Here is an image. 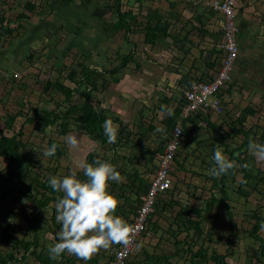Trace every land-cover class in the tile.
<instances>
[{
  "label": "rangeland",
  "instance_id": "374dc122",
  "mask_svg": "<svg viewBox=\"0 0 264 264\" xmlns=\"http://www.w3.org/2000/svg\"><path fill=\"white\" fill-rule=\"evenodd\" d=\"M25 1L28 0H5L0 4V15L4 14L10 21V28L13 27L18 30L17 26L20 22L25 24V29L18 30V33L22 34L20 38H16L19 34L14 33L12 36H4V40L0 44V129H3L6 135H12L23 127V135L20 136V138L24 143H27V147L19 148L20 151L25 153L31 148L34 151H38L41 155L38 163L34 165V170L38 171V173L33 172L32 175L42 178L44 175L54 173L56 176L63 178L72 172H76L77 177L83 180L80 176L84 174L82 166L85 164L83 159L87 153L80 155L81 152L78 153L79 146L73 149L65 143V138L70 134L75 135L77 138L83 135V133L77 130L75 122L71 121L69 123L70 132L64 137V135L59 133V129L55 127L42 130V121L34 119V121L29 122L27 119L32 116L35 117L37 112L47 107L51 108V110L54 109V111L60 114H63L68 109V102L65 100V96L60 90L52 89L46 92L44 91V86L47 79L53 78L56 80L55 78L59 76L56 73V68L60 65L61 58L57 57L56 54L59 55L63 53L64 57L62 60L64 63L77 70L81 69L79 63L85 64V57L83 58L78 50L79 46L83 45V43L74 38L78 36V31H81L82 36L85 38L84 41H89L91 44H94L95 47H98L95 49L97 54H105V52H108V54L111 55L113 54L111 49H118V47L122 45V42L125 41L121 36L122 32L115 31L112 27L115 25L113 22L117 20L113 12L115 0H93L88 7L82 6L80 0H75V3H69L63 0H31L38 5L35 10L36 14H31L28 19H20L18 15L22 11L28 12L24 9ZM122 4L126 5V9L131 8L137 14L139 12L142 13L145 8L151 9V5H154L152 0H145L142 3L139 2V0H124ZM44 6H46V9ZM42 10L46 13L45 19L52 25H48V27L43 30L44 38L41 42L43 46L45 42L48 43V47L46 49L44 48V50L45 52H51L50 57L45 54L43 49L36 51L35 44L29 45L27 43L25 44L26 46H23L21 43V39H29L31 41L37 40L38 34L35 25H45V22H40V15L37 14ZM59 22L64 23L62 29H58ZM99 23L103 24V26H99ZM108 31L114 33L112 37ZM89 34H91V38L102 36V38H105V41L99 45V41L93 42L89 40ZM108 38L113 40L110 47ZM123 45L125 44L123 43ZM38 47L39 49L41 48V46ZM69 47L70 49H68ZM27 51L28 53H34L32 61L26 58L27 54L25 52ZM55 51L54 57L53 53ZM7 52H10V55H7ZM95 60L98 61L95 66L99 67L101 66V62L104 61V57L102 56V59L96 57ZM120 61V57L117 56V60L114 63L119 64ZM104 66L106 65H102L99 68H103ZM110 66L113 65L111 64ZM10 69H18L16 71L18 73L17 77L14 76L16 73L11 72ZM4 70H8L7 72L11 73L15 80H13L12 76H9V73L6 74ZM66 72H62L63 74L59 76V79L70 84L71 87H76L77 84L65 80ZM77 87L82 88L80 86ZM94 97L96 101L99 100L97 93L93 94L92 98L94 99ZM240 99L242 98L240 97L236 102H239ZM85 100L86 99L82 97L81 94L76 92L73 95L72 103L80 104ZM108 101H110V99H108ZM246 104L247 100L241 101V105L246 106ZM229 108L232 107L229 106ZM107 109H109V107H107ZM261 109H263L262 114L264 115V108H260L259 110ZM231 110L235 112L234 114H237L241 108L236 109L234 105ZM231 110L225 109L224 114H222L225 119L229 117ZM106 113L108 117H112L116 114L114 111L111 112L110 109ZM10 116H16V120L12 123L11 127L6 125ZM229 123L228 119L222 123L221 133L226 135L230 131L228 127ZM262 123H264V119L260 124ZM249 125H254L250 130L257 132L259 138L262 127L254 123H249ZM159 128H163L160 123ZM204 130L205 127H201L196 132V138H200L196 141H192L191 135H186L185 141L191 142L190 145L187 146L189 147L188 150L187 147H183L179 149L177 153L176 165L173 171L175 175V187L172 193L166 195L164 198H160L161 201L156 205L153 221H156L155 223H157L158 226H155L153 222L151 223L148 231L145 233L148 242L141 249L136 251L132 264H165V259L157 260L154 258V255L161 257H163V255L173 256L176 251V240H185L187 243L195 241V249H198L199 246H204L209 252L215 250L219 254H227V261L229 264H264V255L260 249L262 240L251 236L256 222L253 218L255 211L261 212L263 219L260 221V225L264 224V161L257 160V158L249 152V159L247 158L248 170L251 171L254 179L249 185L243 184V175L239 171L241 167L236 168V170L239 171L236 176H231V174L228 173L227 195L224 196L220 191V185L216 184L217 179L208 174V170L215 166L212 157L216 144L212 135L206 138ZM158 133V137H161L162 133L165 132ZM211 134H213L212 131ZM85 137L89 136L85 135ZM226 137H228L227 141L230 146H234L239 141V138L234 137V135ZM52 138L57 139L61 143L62 148L65 150L63 156L58 157L55 154L53 157H44L41 154L44 152L45 148L48 147V143ZM90 142L93 143L92 138ZM194 143L195 146L191 147ZM98 144L99 143L96 142L94 146V151L97 154L104 153L107 157L112 155L111 149L104 151V147ZM219 146L224 154L232 160L229 156L227 147L221 146L220 144ZM127 148L128 147H126V149ZM243 149H245V147ZM124 153L131 154V157L137 159L138 163L143 160V155L137 150L126 151ZM150 153L151 151L147 150L146 155L148 156ZM27 157L28 155H26L25 158H21L17 164L12 167V171L6 168L9 157H0V194L3 193L1 190L2 184L9 179L12 172L16 174L12 176V181H10L13 194L11 193L8 199L0 200V249L3 251L10 249V247L3 242V238L8 235V232L3 229V225L6 221L12 223L9 232L16 235L19 239H31L32 231L30 229L32 226L40 242L37 249L34 248L33 250L36 249L35 251L39 257L35 258L30 254L25 260L16 262L15 264H43L39 258L45 253L49 254V246L57 243L55 238V231L57 228L55 226L56 224L52 222V210L45 209L41 212H32L34 210L31 198L33 195L20 184L22 181H25L27 184L32 182L27 176L24 177L27 172ZM127 163L128 167L124 168L125 172L128 171L129 168L131 171V167L133 166L131 165V161H127ZM143 164L144 171L146 169L149 171L156 169L153 167V164L149 162L146 164L144 161ZM124 166L125 164L122 167ZM136 170L140 178L143 179L139 171L142 170L140 166H138ZM130 171L128 173H130ZM124 180L125 174L121 182ZM123 188L128 189V187ZM13 196H18V198H13ZM170 199L204 209L201 213L202 219L200 218L201 231L192 229L188 234L184 227L181 224L179 225L176 220L179 206H164L163 204L164 201ZM25 200H27V203L23 202ZM118 200L121 201L120 205H124V202H126L124 199ZM52 204L55 205L54 202H52ZM224 204H228L229 206L226 208ZM208 205H211V210L209 211L207 210ZM24 211H26V215H31L30 217L32 218L33 224L28 222L24 216ZM194 218L196 217L194 216ZM56 223L58 222L56 221ZM58 231H60V229ZM257 234L261 238H264V230H261V228L257 231ZM180 248L181 252L173 256L168 264H192L190 262V253L187 244H181ZM109 254L111 255L110 252ZM148 254L151 256L148 257ZM20 255L21 254H18V256ZM45 258V256L42 257L43 260H45ZM209 264L215 263L209 262Z\"/></svg>",
  "mask_w": 264,
  "mask_h": 264
},
{
  "label": "crops",
  "instance_id": "0c3cea01",
  "mask_svg": "<svg viewBox=\"0 0 264 264\" xmlns=\"http://www.w3.org/2000/svg\"><path fill=\"white\" fill-rule=\"evenodd\" d=\"M143 1L145 0H139L141 3ZM152 1L154 5H151V9L145 8L142 13L139 12L137 14L130 8L138 15V24L133 25L134 30H132V32L124 34V31H122L121 36L125 41L122 42V45L118 47V49H111L113 51L111 55H109L108 52H105V54H97L95 49L98 47H95L94 44H91L89 41H84L85 38L82 36L81 31H78V36L74 38L83 43V45H81L82 47L79 46L78 50L82 57H85V64L79 63L80 70L72 67V70L76 71V75L74 78H69V80H67L77 84L83 76V67L97 69L98 67L95 66L98 63V61L95 60L96 57L102 59L103 56L104 61L101 62V66L106 65L103 68L109 70L112 67L110 66L111 63L113 64L116 62L117 56L121 58V56L125 54L131 53L133 55V60L127 63L120 71L112 74L113 76L107 73L104 74V78L98 82V91L96 92L99 100H101L102 106L105 108L109 107L111 112H116L113 116L119 119L112 120L114 126H118L119 130L122 128V125L127 126L124 135L125 137H129V139H125L127 140L126 143L120 142L119 146L116 148L104 147L102 143L98 142L99 146L104 147V151H107V149L112 150V155L107 157L104 153L97 154L94 151L96 140L92 139L93 143H91V138L85 137L86 134L77 138L79 141L78 153L81 152L80 155L87 153L83 159L85 164H92L96 160H101L114 165L116 170L121 173L122 177L125 174V180L123 182H110L109 188H111L112 185H114V187H128L125 191V196H128L130 200L134 199L137 193L132 192L133 190L129 184L134 181L136 185H139L141 180L136 168L140 166L142 169L140 170L142 174L141 177L148 183V173L153 171H149L148 169L144 171L143 162L145 161L146 164L149 162L157 169L158 156L163 151L165 141L168 140L171 135L168 131H164L165 133H162V136L158 137L159 133L157 132V128H159V123L162 124L164 128V126L167 125V120L169 121L177 115L175 118L176 125L180 124L183 127L184 123H186L187 126V123L192 124L193 121H191V118H196L197 122L200 121L199 125L205 127L204 131L206 133V138L212 135L216 145L220 144L221 146H226L232 160L236 159L232 158V156L236 157L239 155V159L247 165V172H249L247 158L250 152L248 150V145L250 141L258 139V133L254 132V130H250L254 125H249V123H254L262 127L259 135L264 132V123L260 124L264 119V115L262 114L263 109L259 110L260 108H264V0H240L237 6L236 22L238 27L237 40L239 44V56L233 69V81L228 83L220 96L226 109L231 110L234 105L236 109L241 108L237 114H234L235 112L231 110V114L227 117L228 122H230L228 124L229 129L230 125L233 126L236 123L235 120L242 111H247L246 109L248 107H251L252 111L249 109L250 112L247 111L243 119L245 128H242L235 134L231 133L230 129L226 135L222 133L220 138L214 137V130L208 125V120L221 127L222 123L227 121L222 114L214 113V111H209L204 115L199 112L186 114L184 113V107L188 105L185 92L195 81L211 79L220 65L222 57L220 45L222 42L223 15L220 12L214 11L211 7L213 3L221 0ZM122 2H124V0ZM123 7L125 10H130L126 9V5H123ZM31 13L33 12L29 14L31 15ZM148 17H151L153 25L152 32H150L153 38L151 42L145 41ZM41 20L40 18V21ZM9 23L10 21L6 19L5 25L7 27H9ZM21 23L22 22H20L19 25ZM62 24L63 23H61V25ZM99 26H103V24L99 23ZM12 29L14 28L12 27ZM18 30L14 29L13 34L18 33ZM18 34L17 36L20 38L22 34ZM109 34L112 37L114 33L109 32ZM90 35L91 34H89V40L93 42L99 41V45L105 41V38H102V36L91 38L92 36ZM108 42L110 47L113 40L108 38ZM21 43L23 46H26L25 40L21 39ZM123 43L125 45H123ZM25 53L28 54V51ZM7 55H10V52H7ZM4 72L6 74L9 73L5 70ZM113 77L117 80H113ZM65 84L71 87L70 84ZM240 97L242 99L236 102ZM108 99H110V101H108ZM243 100H247L246 106L241 105V101ZM236 105L241 107H237ZM229 106L232 108H229ZM38 113H40V111L37 112V114ZM247 125L248 127H246ZM21 128L17 132H19ZM221 130L222 128H220V131ZM211 131L213 134H211ZM128 134L130 136H128ZM188 135L191 134L189 133ZM231 135L239 138V141L234 146H230L227 141L228 137L226 136ZM65 136L66 135H64V137ZM192 139V141H196L200 138L193 136ZM222 141L224 143H221ZM190 142L191 141L187 142L188 144H182L181 148L187 147L190 145ZM146 143H148L147 148L151 153L148 154V156H143V160H141L140 163H138L137 159L131 157V154L124 153L126 151L136 150V148L138 149L137 151L141 153L142 145ZM113 144L115 143H112V145ZM126 147L128 148L126 149ZM244 147L245 149H243ZM188 148L189 147H187V150ZM89 149L90 151L88 152ZM233 149H235V151L231 153ZM90 152H95L99 159L91 161L89 158ZM127 161H131V165L133 166L131 167V171L129 168V170L125 172L124 168L128 167ZM124 164L125 166L122 167ZM129 171L130 173H128ZM241 173L244 176L246 172L242 169ZM173 177L174 188L175 175H173ZM172 190L168 194L172 193ZM122 199L126 200V198ZM128 202L132 204L130 201ZM124 203L126 205L127 202ZM134 207L132 208L128 205L125 212H116V214L123 217L124 220L129 221L133 218L135 212ZM147 242L145 238L144 245H146ZM67 255L75 258L76 264H85V261L78 259L76 256ZM100 255L103 256L100 257ZM97 256L100 257L99 264H112V262H110L112 256L105 250H101Z\"/></svg>",
  "mask_w": 264,
  "mask_h": 264
},
{
  "label": "trees",
  "instance_id": "16d2710c",
  "mask_svg": "<svg viewBox=\"0 0 264 264\" xmlns=\"http://www.w3.org/2000/svg\"><path fill=\"white\" fill-rule=\"evenodd\" d=\"M4 1L5 0H0V4L3 3ZM63 1H66L69 3H75V0H63ZM92 1L93 0H80V3L82 6L88 7L92 3ZM123 5L124 4H122L121 0H115L113 12L116 15L115 17H117V20L113 22V24L115 25L112 27L114 28L115 31H119V32L124 31V34H127L128 32H132V30H134V27H133L134 24H138L137 23L138 15L135 14L131 9L130 10L123 9L124 8ZM37 7L38 5L35 2L31 0L25 1L24 9L27 10L28 12L26 13L25 11L24 12L22 11L19 14L18 18L20 19L30 18L31 15L28 13L33 12L31 14H36L35 10L37 9ZM44 8L46 9V6H44ZM37 14H39L40 18L42 19V21L40 22H45V25L44 26H42V24H39L37 26L35 25L36 32L38 34L37 40L31 41L28 39L25 41H26V44L28 43L29 45L35 44L36 51H40L43 49V51L45 52L44 48L46 49L48 47V43L45 42L44 46L41 44L44 38L43 30L46 27H48V25L50 26L52 25L49 21L45 19L46 13L43 10L39 11ZM6 19L7 18L5 17L4 14L0 15V44L3 42L4 36H12L14 32V29L9 28L5 25ZM63 26H64V23L61 25V23L59 22L58 29H62ZM146 27L147 29H146L145 41L151 42L153 39L152 35L150 34V32H152V27H153L152 22H151V17L150 18L148 17ZM21 28L25 29L24 23H21L19 25L18 29H21ZM165 30L166 29L164 28V31ZM16 38H19V37L16 36ZM38 46H41V48L39 49ZM68 49H70V47ZM55 53L56 51L53 53L54 57H55ZM45 54H47L48 57L51 56V52L50 53L45 52ZM56 56L61 58L60 59L61 63L59 62L60 65H58V67L56 68V73L60 76L63 74L62 73L63 71L65 72L67 71L68 74H66L65 80H69V78H74L76 75L75 73L76 71L72 70V66H68L64 63V61L62 60V58L64 57V54L60 53L59 55L56 54ZM26 58L32 61L34 58V53H28L26 55ZM120 59L121 61L119 64L117 63L111 70L107 69L105 71L109 73L110 75L114 74L115 72L125 67L127 63L132 61L133 55L131 53L125 54V55H122ZM17 70H11V72L16 73L14 75L16 77L18 74L16 72ZM82 75L83 76L81 80L79 81V83L76 82L77 86H80L82 88H78L77 86L73 88L70 86H67L64 83V81H61L59 79V76L55 78L56 80H54L53 78L47 79L46 84L44 86V91L49 92L52 89L60 90L65 96V100L68 102V109L63 114H60L54 111V109L51 110V108H48V107L43 108L40 111V113L37 114V116L35 117L32 116L27 120H29V122L34 121V119L38 121H42L43 122L42 130H45L46 128L52 129L55 127L56 129H59V133L62 135H67V133L70 132L69 123L71 121H74L75 124L77 125V130L80 133L86 134L93 140H96L97 142L102 143L104 147L116 148L117 146H119L120 142L126 143L127 140L125 139H129V137H125L124 135L125 131L127 130L126 125H122V128L118 131L117 141L113 145L112 143H108L107 137L104 134L103 124L105 120L107 119L118 120L119 118L115 116L108 117L106 113L108 112V109L102 106V103L100 100L97 99L98 101H96L94 97L95 99L94 101V99L92 98L93 94L98 91V85H99L98 80L100 78L101 79L103 78V74L97 69H88L86 67H83ZM9 76H12L13 80H15V78L13 77V75H11V73H9ZM115 79L116 78L113 77V80ZM105 84H106V80H105ZM76 92L81 94L82 97H84L86 100L80 104H73L72 98H73L74 93ZM249 109L252 111L251 107H248L246 110L250 112ZM247 111H242L238 119L235 120L236 123L233 126L230 125L231 133L233 134L238 133L239 130H241L242 128H245L243 124V119L245 115L247 114ZM15 118L16 116H10L6 125L11 127ZM175 118H171L169 121L167 120V125L164 126L165 131H168V133H172V131L174 130V127L177 126L175 122ZM191 121H193L192 124L187 123L188 126L186 125V123L183 124V132L185 135H188L190 133L191 136L193 137L195 136V133L201 128V126L199 125L200 121L197 122L196 118H191ZM208 125L213 128L214 137L220 138L222 135L220 131L221 127L217 126L214 122L212 123L209 122V120H208ZM188 130H189V133H188ZM22 135H23L22 128L19 132L14 133L10 136L6 135L3 129H0V157H5V156L9 157V162L6 168L7 170L12 171L13 169L12 167H14L21 158H25V156L28 155V157L26 158L27 172H26V175H24V177L27 176L28 178L31 179L32 182L30 184H27L25 181H22L20 182V184L24 188L29 190L30 193L33 195L31 197L33 201V208H34V210L32 211L33 213L41 212L45 209H50L53 211L52 222L56 224L55 226L57 228V230L55 231V238L57 242H59V238H58L59 231L58 230L61 228V225L56 223L55 205H53L52 202L56 203L57 197L62 196V194L53 191V189L48 183L49 177L56 176V175L54 173H51L48 175H44V177L42 178L32 175L33 172L38 173V171L34 170V167H35L34 165L38 163L41 155L38 151H34L31 148H29L30 150H28V152H25V153H22L20 151L19 148H24L25 146L27 147V143H24L22 139H20V136ZM128 136L130 135L128 134ZM187 142L188 141L183 140L182 144H188ZM54 143L58 145L57 152H56L57 156L58 157L63 156L65 153V150L64 148H62L60 142L57 139H51L48 143V147H50ZM221 143H224V142L222 141ZM259 144H264V132L260 135ZM147 147H148V143L143 144L142 152H141V149L139 148L141 155L143 154V156H146V152L148 150ZM136 150L138 149L136 148ZM234 151L235 149H233L231 153H233ZM89 158L91 159V161L99 159L98 155L95 152H90ZM232 158H236L235 160L237 162H240V165H245V163L241 159H239V155H237L236 157L232 156ZM32 166H33V169H32ZM242 169L246 172L242 183L245 185H249L250 182L253 180L254 176L253 174L246 171V167H242ZM13 175L15 176L16 174L12 172L9 179L2 184L1 190L3 191V193L0 194V200L8 199V196L12 193L10 181H12ZM81 178L83 180L87 179L84 175H81ZM213 178L217 179L216 184L220 185V191L224 194V196H226L227 195L226 188H227L228 180H229L228 175L224 174L220 178L213 176ZM129 186L133 190L132 192H136L137 194H139L140 192L142 191L144 192L147 189L148 184L146 183L145 179L143 180L141 179L139 182V185H136V183H134L133 181L132 183L129 184ZM109 191L110 193L114 194L117 198H120V199L126 198L127 200V201L125 200L127 202L126 205L124 203V205L119 206V208L117 209L118 213L125 212L127 210L128 205H130V207L132 208L134 206H137L135 205V203L139 200V196L130 200L128 196L127 197L125 196L126 195L125 190H123V188L120 186L114 187V185H112V187L109 188ZM163 195L164 196L160 194L159 201H161L160 198H164L166 195H168V192H163ZM13 198H18V196H13ZM263 198H264V195H263ZM128 201H130L132 204H130ZM163 204L164 206H168V205L170 206L178 205L179 206V211L177 212L176 220L179 223V225L181 224L184 227L185 231H187L188 234L192 229H194L195 231H201L200 218L202 219L201 213L204 210L203 208L197 207V206L193 207L191 205L183 204V203H180V201L173 200V199L164 201ZM224 205L226 206V208L229 206L228 204H224ZM207 210L208 211L211 210V205H208ZM24 214L23 215L26 217L28 222L30 224H33L32 218L30 217L31 215L30 214L26 215V211H24ZM153 215H155L154 211L151 213V215L148 218L149 225H151V223L153 222L155 226H158V224L155 223L156 221H153V218H154ZM194 216L196 218H194ZM253 218L256 220V222H255L254 229L252 231L251 236L262 240L260 249L264 255V238H261L257 234V231L261 228L260 221L263 219L261 212L255 211L253 214ZM11 226H12V223L10 221H6L5 224L3 225V229H5V231L8 232V235L3 238V242L7 246H9L10 249H7L6 251H3L0 249V264H15L16 262L25 260L27 256L30 254H32L35 258H38L39 255L36 253L35 250L39 246L40 242H39L38 235L35 232V229H33V227L31 226V229H30L32 231L31 239H25V238L19 239L16 235H13L9 232ZM230 238H231V235H230ZM175 244H176V251L173 256H176L181 252L180 251L181 244H187L188 250L190 253V261L192 264H209V262H214L215 264H229L227 261V258H228L227 254H219L215 250H213L212 252H209L208 249L204 248V246L203 247L199 246L198 249H195V246H196L195 241H193L192 243H187L185 240H176ZM34 248L36 249L33 250ZM18 254H21V255L18 256ZM43 256L46 257L45 260L42 259ZM102 256L103 255H100V257ZM154 256H155V259L157 260L165 259L166 264H168L172 258L169 255H163V257L157 256V255H154ZM100 257L96 255L90 261H85V264H99ZM39 259L41 260L43 264H76V259L73 258L72 256L67 255L66 252L63 253L59 258H57L60 260L52 259L50 255L47 253L43 254Z\"/></svg>",
  "mask_w": 264,
  "mask_h": 264
},
{
  "label": "clouds",
  "instance_id": "9594fccd",
  "mask_svg": "<svg viewBox=\"0 0 264 264\" xmlns=\"http://www.w3.org/2000/svg\"><path fill=\"white\" fill-rule=\"evenodd\" d=\"M221 61L222 57L220 65ZM235 62L231 71V80L228 83L233 81L232 78ZM115 64L116 63L112 64L113 66L109 70H111ZM97 70L103 74L104 78V74L107 73L105 69H100L98 67ZM99 80H101V78ZM228 83L218 92L219 95L217 93L213 97L218 98L222 106L221 111H215L214 113L223 114L225 112L226 108L224 107L220 93L226 88ZM199 113L204 115L207 112L201 111ZM246 127H248V125ZM103 129L108 143H116L119 131L118 126H114L113 121L107 119L103 124ZM164 131V128H157V132ZM185 137L186 135L184 134L182 141L185 140ZM168 140L165 141L164 147ZM182 141L179 149L182 147ZM65 143L73 149L77 148L79 145L77 137L71 134L65 138ZM259 143L260 135L258 142L257 139L249 142L248 150L257 158V160L264 161V144ZM194 146L195 143L191 147ZM57 148L58 145L54 143L50 147L45 148L42 155L44 157H53L57 152ZM178 152L179 150L177 153ZM176 157L172 165V175H174L173 171L174 166L176 165ZM212 159L215 166L208 170V174L218 178L224 174H227L229 178L228 173H230L231 176H236L239 171L242 172V168L239 171L236 170V168L247 167L246 164L240 165L235 159L230 160L224 154L219 144L216 145ZM82 170L84 176L87 178L86 180L79 179L76 172H72L63 178L59 176L49 177L48 183L53 191L62 194V196L57 197V202L55 203V220L61 225L58 233L59 242L49 246V255L52 259H57L63 253L67 252L70 255L76 256L80 260L90 261L101 250H105L106 252L111 253L112 258L110 259V262L115 264L117 252L123 245H130L134 239L135 229H133L132 226L135 223L136 206L134 207L135 212L133 218L129 221L124 220L123 217L116 214L121 201H119L114 194L110 193L109 186L110 182H120L122 176L121 173L116 170L114 165L101 160H96L92 164L83 165ZM249 173H251V171H249ZM243 180L244 176L242 181ZM123 190L126 191L127 189L123 188ZM170 191L167 192L169 193ZM23 202L27 203V200ZM149 227L148 220L147 228L142 233L141 238L136 242L137 245L133 248L130 257L127 259V264H132L136 251L144 246V239L146 238L145 233L148 231ZM261 230H264V224L261 225ZM150 256L151 255L148 254V257ZM169 256L173 257L172 255Z\"/></svg>",
  "mask_w": 264,
  "mask_h": 264
},
{
  "label": "built area",
  "instance_id": "2783aa9c",
  "mask_svg": "<svg viewBox=\"0 0 264 264\" xmlns=\"http://www.w3.org/2000/svg\"><path fill=\"white\" fill-rule=\"evenodd\" d=\"M239 1L221 0L212 4L211 8L223 15L222 42L220 45L222 61L219 69L211 79L195 81L185 92L188 101V105L184 107V113L186 114L222 110L220 100L213 97L231 80V71L239 54L236 22ZM183 138V127L179 124L172 131L169 140L165 144L164 151L158 156L157 169L148 173L147 189L136 195V197L139 196V200L135 203L137 205L135 223L132 226L135 229V236L130 245H123L117 252L115 264H127V259L137 245L136 242L147 228L148 218L155 210L160 194L164 196L163 192L170 191L173 188L172 165Z\"/></svg>",
  "mask_w": 264,
  "mask_h": 264
}]
</instances>
